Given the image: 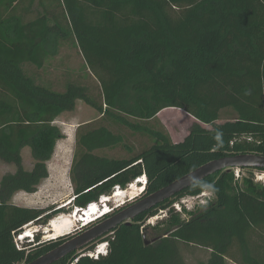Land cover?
Listing matches in <instances>:
<instances>
[{
	"label": "trees",
	"instance_id": "trees-1",
	"mask_svg": "<svg viewBox=\"0 0 264 264\" xmlns=\"http://www.w3.org/2000/svg\"><path fill=\"white\" fill-rule=\"evenodd\" d=\"M69 39L100 100L78 81L56 90L26 71L42 69L59 41ZM77 101L147 137L150 146L132 151L106 126L78 127L69 206L15 205V194H33L47 179V163L63 138L54 122ZM169 108L196 121L178 143L147 124ZM223 111L234 118L217 124ZM117 147L129 155L96 154ZM240 154L264 156V0H0V161L15 167L0 177V264L30 263L72 239L42 241L37 232L18 247L15 238L29 224L46 227L142 177L143 198L208 162ZM205 191L212 198L192 212L170 208ZM125 206L112 207L83 232ZM160 211L164 219L144 226ZM99 244H106V254L87 256ZM189 246L210 252L196 264H264V186L239 183L231 170L216 172L53 264H186L182 247Z\"/></svg>",
	"mask_w": 264,
	"mask_h": 264
},
{
	"label": "rangeland",
	"instance_id": "rangeland-1",
	"mask_svg": "<svg viewBox=\"0 0 264 264\" xmlns=\"http://www.w3.org/2000/svg\"><path fill=\"white\" fill-rule=\"evenodd\" d=\"M34 9L36 11H41L37 5H35ZM83 60V56L78 46L73 39H69L65 41H59L57 54L48 58L45 61L42 69L36 70L31 67H26V71L35 76V78L40 83L51 84V86L56 90H62L63 85L67 81H78L81 84L87 85L90 89V94L96 100H100L97 82L88 74L85 62ZM233 118L234 115L229 114L227 111H223L221 113L220 120L217 121V124H222L227 120H233ZM195 123L196 121L190 115L180 109L174 108L161 111L154 120L147 122V124L153 129L165 131L170 136V139L173 143L181 142L187 136L190 128ZM87 124H89V128L106 126L113 132L122 134L124 136L125 144L132 148V151H138L142 148L150 146L151 144V141L147 137L133 134L123 127L110 123L109 121L103 119L95 109L87 106L82 101H77L74 111L62 114L54 122V125L60 130L63 138L55 144L53 154L47 163V179L42 181V183L37 188V191L33 194L22 192L15 194L12 199V202L15 205L36 209L48 207L61 208L62 206H65L70 200H72L73 192L69 180V170L75 150L76 130L78 127H86L84 125ZM202 127L208 128L209 126L202 125ZM96 154L111 158H123L129 155L125 147L105 149L97 151ZM22 159L24 168L29 169L31 167L29 149L25 148L22 151ZM14 171L15 167L13 165L5 164L0 161V177L7 173H13ZM231 171L239 183L245 179H250L257 186H264V173L257 171L249 173L248 171L241 169H232ZM142 179L145 178L143 177ZM130 186L127 187L126 190L120 191L123 193V195H125V197L129 196V192H132H128ZM205 195L206 196L198 198L191 203L192 205H196L195 209H197L201 200L206 201L208 197L212 198V195L209 192ZM137 196L131 200H129L130 198H120L122 199V202L120 203H117V201L120 200L119 198H115L113 200L111 199L108 205L110 207H113L114 205L119 206L121 204H123L122 206L130 205L140 198V194ZM72 213L73 212L69 214L65 213L57 215L50 221V223L47 224V226L56 221L58 225L62 226ZM164 217L165 213L163 211L158 212L157 216L148 219L144 226L152 227L158 221L164 219ZM181 217L182 219H187L189 218V215L183 213ZM47 226L42 227L35 224H29L23 227L22 232L29 234L30 236H33L38 232L39 235H41V240L47 241L50 240L44 238L46 232L48 231ZM82 228L83 227H81V225L76 223L75 227L70 230L71 232L69 231V233L66 235L69 238H73L83 232ZM29 239L30 241L32 240L31 238ZM15 242L17 243L18 247H20L21 244H26V240L19 238V236L15 238ZM99 245H96L95 248ZM209 254L210 252L208 250L202 248L192 246L182 247V256L186 264H196L197 262L205 261L209 257ZM229 264L233 263L229 261Z\"/></svg>",
	"mask_w": 264,
	"mask_h": 264
},
{
	"label": "water",
	"instance_id": "water-1",
	"mask_svg": "<svg viewBox=\"0 0 264 264\" xmlns=\"http://www.w3.org/2000/svg\"><path fill=\"white\" fill-rule=\"evenodd\" d=\"M232 169H254L264 172V156L240 154L208 162L158 191L140 198L137 202L114 214L104 222L82 232L56 249L27 264H53L66 255L80 250L97 237L112 231L116 227L122 224L129 225L138 215L153 208L164 200L172 198L174 195L204 178L216 172L230 171ZM145 244L148 245V242H145Z\"/></svg>",
	"mask_w": 264,
	"mask_h": 264
},
{
	"label": "bare ground",
	"instance_id": "bare-ground-1",
	"mask_svg": "<svg viewBox=\"0 0 264 264\" xmlns=\"http://www.w3.org/2000/svg\"><path fill=\"white\" fill-rule=\"evenodd\" d=\"M138 183H140V182H138ZM143 186V184H133L132 186H130V188H129V190H128V192L129 191H132L131 193L129 192L128 194H129V196H127V197H125V195H123V193H121L120 191L121 190H119V192H117V193H115L114 195H112L110 198H108L107 200H104L103 202H102V204L103 203H107V202H109L111 199L113 200V199H117V198H130L129 200H131V199H134L137 195H141L142 194V189H140L141 187ZM127 193V192H126ZM126 193H124V194H126ZM138 197V196H137ZM118 199V200H119ZM122 199H120L119 201H117V203H120V202H122L121 201ZM123 204H121V205H119L118 207H121ZM117 207V208H118ZM108 213V212H107ZM106 213V211H103L102 212V214H101V216L99 217V218H101V217H104V215L105 214H107ZM92 214V213H91ZM78 215H79V212L75 215V216H69L68 218H67V220L65 221V223H63V225L62 226H60V225H58L57 224V221L56 222H53L52 224H50L49 226H47L48 227V231L46 232V234H45V239H50V240H54V239H56V238H58V237H61V236H64V235H66L67 233H69V231L70 230H72V228H74L75 227V225H76V223H78L79 225H80V223L82 224V222L80 221V220H77V217H78ZM82 217H84L83 215H82ZM92 217V216H91ZM99 218H97L96 220H94L93 222H95V221H97ZM88 225H90L89 223H85V224H83L81 227H86V226H88ZM47 229V228H46ZM71 232V231H70ZM45 233V232H44ZM25 238H28V235H24L23 236V239H25ZM98 253L99 254H102L103 252L101 251V250H99L98 251Z\"/></svg>",
	"mask_w": 264,
	"mask_h": 264
},
{
	"label": "built area",
	"instance_id": "built-area-1",
	"mask_svg": "<svg viewBox=\"0 0 264 264\" xmlns=\"http://www.w3.org/2000/svg\"><path fill=\"white\" fill-rule=\"evenodd\" d=\"M206 193H208V192L205 191V192H202V193H200L199 195H196V196H185V197H182L178 201L174 202L171 205L170 208L174 209V211L177 212V213H182L183 209H186V211H188V212H192L193 210H195L196 205H192L191 203L194 200L198 199V198H202V197L206 196L205 195ZM208 199H209V197H208ZM208 199L206 201L201 200V202L198 205L199 206L206 205L207 202H208ZM160 212H162V211H160ZM163 212L165 213V216H166V211H163ZM99 250H101L103 253L99 254L98 253ZM106 252H107V249H106V247H104V244H102V245L97 246L93 252L88 253L87 256H89L90 258H97L98 255H105Z\"/></svg>",
	"mask_w": 264,
	"mask_h": 264
},
{
	"label": "clouds",
	"instance_id": "clouds-1",
	"mask_svg": "<svg viewBox=\"0 0 264 264\" xmlns=\"http://www.w3.org/2000/svg\"><path fill=\"white\" fill-rule=\"evenodd\" d=\"M143 178V177H142ZM142 178H140V179H137L136 181H135V183L134 184H137L138 182H140L139 184H143V186L140 188V189H142V191L144 190V186H145V182H146V180L145 179H142ZM116 192H119V189L117 188V189H115V191L112 193L113 195L116 193ZM108 199V197H101L99 200H98V202H96V203H91V204H89L86 208H84V209H75L74 211H73V213L71 214V216H74V214L75 213H78L79 212V210H86L87 208H90V206H92V205H95L96 207H98L99 208V210H100V212L102 213L103 211H108V213L107 214H105V215H108V214H110L111 213V209H112V207H110L109 205H108V203L110 202H107V203H103L102 204V202L104 201V200H107ZM69 203H70V201L65 205V206H62L63 208H67L68 206H69ZM67 206V207H66ZM115 206V205H114ZM113 206V207H114ZM79 215H80V213H79ZM78 215V216H79ZM104 215V216H105ZM101 216V215H100ZM100 216H98V217H95L92 221H90V222H88V223H91V222H93L94 220H96L97 218H99ZM77 220H78V217H77ZM80 225L82 226V224L80 223ZM24 234H26V233H23L22 235H24ZM22 235H20V236H22ZM28 238H31L32 239V236H30V237H28ZM100 245H102V244H100ZM104 247H106V249H107V246H106V244H104ZM95 250V249H94Z\"/></svg>",
	"mask_w": 264,
	"mask_h": 264
},
{
	"label": "flooded vegetation",
	"instance_id": "flooded-vegetation-1",
	"mask_svg": "<svg viewBox=\"0 0 264 264\" xmlns=\"http://www.w3.org/2000/svg\"><path fill=\"white\" fill-rule=\"evenodd\" d=\"M139 199H140V198H139ZM139 199H137V200H136V201H134L133 203L137 202ZM133 203H132V204H133ZM130 205H131V204H130ZM130 205H126V206H125V207H123L121 210L125 209L126 207H128V206H130ZM121 210H120V211H121ZM118 212H119V211H118ZM118 212H117V213H118Z\"/></svg>",
	"mask_w": 264,
	"mask_h": 264
}]
</instances>
